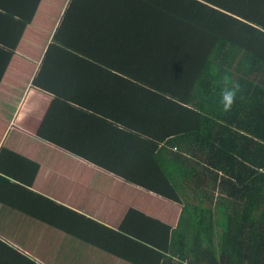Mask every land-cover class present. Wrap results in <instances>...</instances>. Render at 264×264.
Segmentation results:
<instances>
[{
	"label": "trees",
	"instance_id": "16d2710c",
	"mask_svg": "<svg viewBox=\"0 0 264 264\" xmlns=\"http://www.w3.org/2000/svg\"><path fill=\"white\" fill-rule=\"evenodd\" d=\"M40 2L0 0V80L20 51L41 63L27 99L51 95L37 135L87 158L96 145L72 138L84 124L104 149L95 126L146 133L124 161L182 211L171 234L134 209L114 230L17 184L0 200L133 264H168L174 255L157 251L184 246L186 264H264V0H69L57 23L46 17L55 28L42 48L24 36ZM237 84L225 111L222 93Z\"/></svg>",
	"mask_w": 264,
	"mask_h": 264
},
{
	"label": "crops",
	"instance_id": "0c3cea01",
	"mask_svg": "<svg viewBox=\"0 0 264 264\" xmlns=\"http://www.w3.org/2000/svg\"><path fill=\"white\" fill-rule=\"evenodd\" d=\"M67 1L41 0L37 16L24 36L36 35V42L42 48L55 28L53 21L46 17H52L57 23L59 12H63ZM22 56L20 51L13 55L0 80V187L17 184L114 230L130 209L140 212L145 221L158 220L169 225L171 230L176 229L182 205L168 200L158 186L151 188L143 183L138 161H124V155L136 150V145L146 147L152 138L146 133H117L114 129L96 134L95 126L94 135L106 140L104 149L97 141L93 144L94 140L86 137L92 131L89 132L84 124L81 130H75L72 138L89 139L85 151L96 145L86 153L87 158L46 142L36 132L51 95L35 88V99H27L31 81L38 74L41 63L38 57L33 61L29 54ZM131 135H136L138 142L130 141ZM164 147L169 149L166 144ZM103 163L106 165L102 166ZM117 167L127 171L125 178L108 171ZM129 178H136V181ZM214 239L218 242V235ZM0 244V264H133L35 220L1 200ZM188 247L179 248L180 254L173 252L172 247L162 251L151 249L165 258L174 255L168 264H186L188 260L180 259Z\"/></svg>",
	"mask_w": 264,
	"mask_h": 264
},
{
	"label": "clouds",
	"instance_id": "9594fccd",
	"mask_svg": "<svg viewBox=\"0 0 264 264\" xmlns=\"http://www.w3.org/2000/svg\"><path fill=\"white\" fill-rule=\"evenodd\" d=\"M239 91V85H234L231 88H226L223 93V106L225 111H229L232 108L237 96V92Z\"/></svg>",
	"mask_w": 264,
	"mask_h": 264
},
{
	"label": "rangeland",
	"instance_id": "374dc122",
	"mask_svg": "<svg viewBox=\"0 0 264 264\" xmlns=\"http://www.w3.org/2000/svg\"><path fill=\"white\" fill-rule=\"evenodd\" d=\"M172 152H175L174 150L171 149ZM216 218H218V216H216ZM16 223H20V220L19 219H15L14 220ZM216 231L218 232L219 231V228H216ZM217 244V242H216ZM217 247H219V245L217 244ZM218 251V250H217Z\"/></svg>",
	"mask_w": 264,
	"mask_h": 264
}]
</instances>
